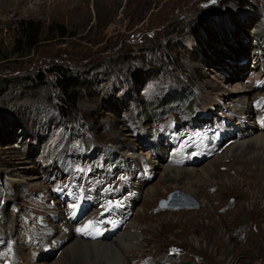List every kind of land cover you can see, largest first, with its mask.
<instances>
[{"label":"rangeland","instance_id":"1","mask_svg":"<svg viewBox=\"0 0 264 264\" xmlns=\"http://www.w3.org/2000/svg\"><path fill=\"white\" fill-rule=\"evenodd\" d=\"M72 1L0 15V264H114L57 241L112 242L91 236L106 222L139 229L127 264H264V178L235 174L236 146L254 133L225 135L264 100V0ZM28 21L41 28L35 46ZM60 66L79 86L69 115ZM140 168L150 181L130 207ZM174 168L195 180L169 182ZM88 201L95 211L77 219ZM60 218L71 231L54 236Z\"/></svg>","mask_w":264,"mask_h":264},{"label":"bare ground","instance_id":"2","mask_svg":"<svg viewBox=\"0 0 264 264\" xmlns=\"http://www.w3.org/2000/svg\"><path fill=\"white\" fill-rule=\"evenodd\" d=\"M64 1H65L66 5H70L71 2H73L72 0H64ZM48 2H49V0H0V15H3L6 17H8L9 15H13V17H16V18H21L25 15H27V16L34 15L36 13H40L41 10H43L44 8L49 6L47 4ZM93 3H94V1H93ZM249 129H250L251 133H249V131L245 130L246 132H244V133H246V136H244V138L248 137V136H252V132H253L254 136H252V139L250 141H247V142H244V141L239 142L236 146V147H241L242 151H241V154L237 158V161H239V163H240V168H239V170H237V172H235V174H237V176L242 175L243 177L247 178L248 180H250L249 178H255V177H258L257 179H259L260 176L262 178H264V132L258 130L257 126L254 124H252L251 128H249ZM199 141H202V140H199ZM191 147H193V146H191ZM203 147H204V145H203ZM194 148H196V147H194ZM178 152H179V150H178ZM198 152H199V149H198ZM182 154L183 153H181V155ZM178 155L173 158L172 163H170V161H169L170 165L178 164L179 162H181L184 159V158H182V159L178 160V158H179ZM147 164L151 169L154 166V164L150 161L147 162ZM170 172L172 173L173 176L167 178V180L169 182H173L175 180H181L182 176H184V177L187 176L188 179L195 180V175H194L195 171H193V169L187 171V170H184V168L183 169L174 168V169H171ZM200 180H201V182H204L205 184L208 182L207 180L205 181V179L203 177H200ZM241 181H243V180H241ZM197 182L199 183L200 181L198 180V181H196V183ZM202 185H204V184H202ZM58 223H60V225L57 226V228L59 229V233L58 234L54 233V236H62L65 233H68L70 231L69 227L65 224V222L62 221V218L59 219ZM52 230L54 232V227H52ZM120 230L115 234L114 237H117V238L114 241H112V242L110 241L109 243H105V244L104 243L103 244L98 243V242H96V243L95 242H93V243L84 242L82 240L68 242L67 241L68 239L67 240H57V241L59 242V244L61 246L67 244L64 247L65 250H63L65 253L68 251L71 252V250L74 247L89 248V246H94L97 250L101 251L99 253H102L103 256L106 257L108 262L113 260L114 264H127V259L130 256V254L133 252V250L136 246V243L139 240V234H138L139 229L133 224L126 223L125 227L123 229H120ZM89 236L90 235H86V237H89ZM98 241H101V240H98ZM42 248H45V247H42ZM48 249L49 248H47L46 250H48ZM41 253L42 252L40 251L37 255H39ZM16 254L18 255V252ZM68 254H69V252H68ZM23 255L24 254L22 252V253H20L19 256L22 257ZM59 261L60 260H57L53 264H58Z\"/></svg>","mask_w":264,"mask_h":264},{"label":"trees","instance_id":"3","mask_svg":"<svg viewBox=\"0 0 264 264\" xmlns=\"http://www.w3.org/2000/svg\"><path fill=\"white\" fill-rule=\"evenodd\" d=\"M22 32L24 33V37L27 40V44L29 46H35L40 43L39 37L41 34V28L38 27L37 24L33 22H24L23 25H21ZM64 37V35L62 36ZM53 72L56 74L58 83H60V86L62 88L63 92V101L61 102L63 106H61L60 109H63L64 112H66V115L72 114V104H74V98H73V92L76 91V89L79 88L77 81L72 78V75L70 72L63 67H56ZM4 90V89H2ZM58 160V158H57ZM64 161H61L57 163L58 165L62 166Z\"/></svg>","mask_w":264,"mask_h":264},{"label":"water","instance_id":"4","mask_svg":"<svg viewBox=\"0 0 264 264\" xmlns=\"http://www.w3.org/2000/svg\"><path fill=\"white\" fill-rule=\"evenodd\" d=\"M178 193V192H177ZM180 194V193H179ZM182 195V194H181ZM183 205H185V206H183ZM181 207L179 206V207H176L175 209H180V208H186V207H188V205H186V204H183ZM165 205H163V206H160L161 208H167L166 206L164 207Z\"/></svg>","mask_w":264,"mask_h":264}]
</instances>
